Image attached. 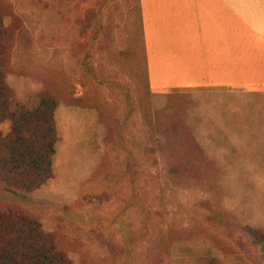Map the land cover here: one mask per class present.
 I'll list each match as a JSON object with an SVG mask.
<instances>
[{
  "label": "rangeland",
  "instance_id": "374dc122",
  "mask_svg": "<svg viewBox=\"0 0 264 264\" xmlns=\"http://www.w3.org/2000/svg\"><path fill=\"white\" fill-rule=\"evenodd\" d=\"M0 2L11 85L56 97L59 130L44 196L0 190V201L61 232L76 264H169L184 242L207 262L264 264L249 229L264 232V40L258 52L244 38L237 83L155 92L139 0ZM161 138L176 141V181Z\"/></svg>",
  "mask_w": 264,
  "mask_h": 264
},
{
  "label": "trees",
  "instance_id": "16d2710c",
  "mask_svg": "<svg viewBox=\"0 0 264 264\" xmlns=\"http://www.w3.org/2000/svg\"><path fill=\"white\" fill-rule=\"evenodd\" d=\"M0 2V190L40 200L55 177L59 130L56 97L45 91L19 95L9 78L12 40ZM164 164H170L176 181V141L158 142ZM169 149L174 150L173 152ZM255 243H264V232L249 228ZM63 234L51 230L42 219L16 202L0 201V264H76L65 248ZM169 264H224L223 258L194 251L186 242L171 244ZM219 256V255H218ZM161 262H165L163 259Z\"/></svg>",
  "mask_w": 264,
  "mask_h": 264
},
{
  "label": "crops",
  "instance_id": "0c3cea01",
  "mask_svg": "<svg viewBox=\"0 0 264 264\" xmlns=\"http://www.w3.org/2000/svg\"><path fill=\"white\" fill-rule=\"evenodd\" d=\"M139 10L155 92L221 89L231 74L237 83L244 38L257 50L264 40V0H139Z\"/></svg>",
  "mask_w": 264,
  "mask_h": 264
}]
</instances>
